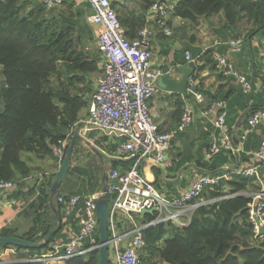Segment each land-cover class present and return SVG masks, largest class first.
I'll return each mask as SVG.
<instances>
[{
	"label": "trees",
	"instance_id": "16d2710c",
	"mask_svg": "<svg viewBox=\"0 0 264 264\" xmlns=\"http://www.w3.org/2000/svg\"><path fill=\"white\" fill-rule=\"evenodd\" d=\"M136 1L139 12H130L122 17L115 10L128 38L135 37L145 27L144 14L155 0ZM85 8L84 4L76 6L73 0H62L60 6L49 10L35 0H0V73L3 81L0 89V179L19 185V181L31 173L30 155L57 161L52 149L60 146L67 131L79 120V113L83 109H86L84 116L87 113V97L94 91L90 77L101 71L98 67L99 52L89 55L85 50L86 40L94 39L93 30L85 20ZM219 12L222 13L223 23L216 33L222 41L227 33L238 31L237 24L242 18L252 24L243 38L245 48H249L253 56V49L259 50L260 46L258 43L252 48L251 41L253 38L259 41L264 38V0H178L172 15L183 20L181 27L185 29L195 24L198 18L208 19ZM159 35L163 36L160 30ZM189 41L194 42V39L189 38ZM185 52L183 48L173 52V65L184 64L180 55ZM195 63L190 66L198 72L195 77L198 90L204 95L206 104L213 101L226 103L228 125L236 121L238 127L242 121L245 124L252 112L264 106L263 89L244 93L231 76L221 73L215 75L216 87L213 90L204 89L200 73L204 69L215 71L212 50L207 49L200 54ZM253 69L252 75L264 87V73L258 71L254 63ZM226 83L229 85L225 88ZM170 98L174 108L171 126L174 130L180 124L182 109L190 96L183 99L179 94L172 93ZM230 131L233 129L230 128ZM259 131V134H251L243 143L241 154L219 152L209 161L202 158L194 161V167L208 175L228 174L230 177H221L216 186L202 190L205 199L213 201L196 207L187 226L171 228V238L159 242L167 231L163 223L144 229L145 248L141 264H155L152 261L154 257L167 264H264V235L253 234L248 215L247 205L252 197L237 195L246 192L249 186L254 187L255 179L236 175L230 170L234 163H237V167L245 162L250 164V152L257 148L263 136L260 128ZM237 142L233 137L235 146ZM114 150V146L108 148V151ZM22 154L27 155V160L21 158ZM235 156L238 158L235 159ZM187 158L178 159L174 171ZM110 161L111 168L119 166L118 160ZM152 171L158 178V169L153 168ZM54 174L47 178L43 175L33 193L35 202L29 206L32 209L30 227L23 233L10 226L2 227L0 237H18L40 243L56 226L55 214L49 204V187ZM260 180L264 182V170H260ZM153 183L157 187V180ZM88 190L93 193L98 189L93 185ZM52 204L60 215V228L49 242L60 241L67 232L77 231L76 218L62 222L59 206L53 197ZM145 217L150 221L154 215L147 214ZM47 244L41 248L9 245H0V248L13 249L31 257L46 250ZM6 259L7 254L0 260ZM62 264L100 262L97 251H92L85 256L72 257Z\"/></svg>",
	"mask_w": 264,
	"mask_h": 264
},
{
	"label": "built area",
	"instance_id": "2783aa9c",
	"mask_svg": "<svg viewBox=\"0 0 264 264\" xmlns=\"http://www.w3.org/2000/svg\"><path fill=\"white\" fill-rule=\"evenodd\" d=\"M47 10L61 5L62 0H35ZM76 5L84 4L89 11L86 23L93 30L97 50L100 54L95 89L88 102L86 115L79 119L65 134L59 147L53 153L60 165L64 150L77 132L83 143H98L104 148L100 152L108 159L118 160L119 166L103 169L104 185L97 191L87 194L53 195L65 221L76 218L77 231L60 241L47 244L40 254L28 257L25 262L32 264H55L72 257L85 256L99 248L95 199L105 194L107 197V253L110 264H141L145 242L143 230L163 223L165 228H183L188 225L196 207L204 203L196 202L205 187L218 184L221 177L203 174L176 195L160 191L153 180L145 174L149 167L161 165L170 147L173 134L188 128L195 119V108L210 122L207 146L203 160L209 161L219 152L237 153L233 143L235 125L227 124V107L223 101L206 104L204 95L198 90L195 77L198 72L192 69L187 78L186 91L191 101L185 102L180 124L170 132H162L154 123L149 110V101L154 94H164L155 82L163 73L153 69L150 50L151 30L142 28L135 37L125 36L124 29L117 19L111 0H73ZM174 0H155L150 7L154 12V24L165 36L172 34L168 21ZM230 53H241L245 49L243 36L233 37L223 43ZM258 54L264 62V38L259 41ZM186 62L196 65L186 51ZM191 67V66H190ZM215 70L223 76H231L242 92H256L261 87L251 84L247 77L235 70L233 63L225 56L215 59ZM264 90V89H263ZM263 131L254 151L255 163L237 167L231 173L242 177L260 179L264 170V106L252 112L240 133V144L257 129ZM93 134L92 138L90 136ZM101 146V147H102ZM115 147L114 151L108 148ZM105 191H102V188ZM16 189L15 182L0 179V197L9 198ZM229 196V195H227ZM251 196V195H250ZM226 197V196H225ZM213 200H208L206 203ZM264 192L256 193L248 203V215L255 236H261L264 229ZM154 208V218L146 220L143 209ZM135 218L140 219L139 222Z\"/></svg>",
	"mask_w": 264,
	"mask_h": 264
},
{
	"label": "crops",
	"instance_id": "0c3cea01",
	"mask_svg": "<svg viewBox=\"0 0 264 264\" xmlns=\"http://www.w3.org/2000/svg\"><path fill=\"white\" fill-rule=\"evenodd\" d=\"M174 1L177 2L178 0ZM111 2L116 12L121 14L122 17L128 16L130 12L140 11L136 0H111ZM88 14L89 11L85 8V17ZM144 21L146 22L145 27L151 30L150 50L152 53L153 69L160 71L163 74L169 72L173 79H179L181 77L180 67L190 66V64L186 62L184 54H181L180 59L184 62V64L173 65L171 62L173 59V52L181 50L184 43H190L201 47V54H203L207 49L212 50L214 59L218 56L227 57L233 63L235 70L243 73L246 77L251 78V84L264 89V87L261 86L260 81L255 79V76L252 75L254 73L253 63L258 71L264 73V63L259 57L258 50L253 49V56H251L249 48L248 50L245 48L241 53L234 54L230 53L227 46L223 44L235 36H243L249 29L252 28V24L248 23L245 18H242L238 22V31L236 33H227V37L223 41L216 33L223 23V16L221 12L209 17L208 19L198 18L195 24L189 25L185 29L181 27L184 25L183 20L171 14L168 24L172 31V37L165 36L164 34L163 36L159 35L160 29L154 24V12L152 10L149 9L144 14ZM189 38L194 39V42H190ZM258 43V38H253L251 41V47L254 48V46L258 45ZM216 74H218L216 70L209 72L208 69H204L200 73L204 89L213 90L216 87ZM255 74H257V72ZM97 77L95 79V84ZM228 85L229 83H226L224 87L226 88ZM235 85L237 84L235 83ZM170 97L171 94L166 92H164L163 95L157 93L154 94L148 104L151 116L158 129L166 130L167 132H170L173 129L171 126L174 108L172 107ZM190 101L191 98L186 100V102ZM236 123L234 124L235 129L232 132L234 133V131H236L234 138L238 140L237 145L235 146V148H237V153H233L237 155L238 153L241 154L243 152V144H240L239 138L244 125H240L238 127V121H236ZM210 127V122L200 115V108L196 107L195 119L192 125L185 130L178 132V134L173 135L170 147L165 155L164 162L161 165L149 167L148 170L146 169L145 174L147 177L153 180V182L160 179L161 184L171 185L169 187H163L162 191L168 194L176 195L193 182L194 179L205 174V171H200V169H196L194 167V161L202 158L203 156V152L208 141V136L205 135V129H210ZM259 133L260 131L257 129L254 133H252V135ZM98 146H100L101 149L104 148L102 145ZM100 148L99 151L101 150ZM254 151L250 152L252 154L250 164L255 163ZM100 156L102 158L104 155L100 152ZM184 157H188L185 163L174 171L173 168L175 167L178 159H182ZM236 157L237 156H235V159ZM100 161L103 166V160ZM250 164H246L245 162L240 164V167H245ZM75 165L76 163L73 162L71 167ZM233 166L231 168H233ZM58 167L59 165L55 161L53 164V170H51L50 174L55 173ZM153 168L158 169V178H155L152 171ZM224 168L227 167L225 166ZM40 181L41 174L33 173L31 168L30 175L19 181V185L16 186V189L9 198L4 199L0 197V229L2 227L10 226L17 229L18 233H23L30 227L32 209H29V206L35 202V195L33 193L36 191L37 185ZM253 184L254 187L250 186L247 188L246 192H242L240 194L253 196L256 193L264 192L263 181L257 179L253 181ZM209 203L210 202L207 204ZM74 232L76 231H70L69 235ZM10 252L11 254L9 257H11V259L8 257L6 260H0V264H5L7 262L25 263L28 258V256L25 258H16L19 253L22 254L23 252H17L13 249H10Z\"/></svg>",
	"mask_w": 264,
	"mask_h": 264
},
{
	"label": "water",
	"instance_id": "95a60500",
	"mask_svg": "<svg viewBox=\"0 0 264 264\" xmlns=\"http://www.w3.org/2000/svg\"><path fill=\"white\" fill-rule=\"evenodd\" d=\"M183 48L190 54L192 59H196L202 52V48L197 45H192L190 43H184ZM181 77L179 79H173L169 72H166L158 77L155 84L157 87L162 89L164 92L172 94H179L183 99L187 98V78L191 74L192 69L190 66H181ZM237 124V123H236ZM75 141H80V138L76 131L73 133V137L70 140V143L65 149V153L63 159L60 162L58 169L54 174V178L49 187V204L51 209L54 211L56 218V226L48 233V235L42 240L40 243H31L26 240L20 239L18 237H0V245H9V246H19L22 248H41L44 247L53 237L54 233H56L60 228V215L52 204V197L57 192V189L65 176V174L69 171L72 162H75L79 157V152L71 158L72 147ZM90 150L98 156L101 160L100 152L90 146ZM237 163L231 168V170H235ZM180 173V172H179ZM105 175L101 176V185H104ZM102 191H105V188H102ZM242 195V194H237ZM96 206V217H97V231H98V242L99 248L97 249V253L99 256L100 264H109L108 253H107V197L105 194L98 196L95 199ZM154 208L151 209H143L141 210V214H152ZM259 232L264 234V229L262 227L259 228Z\"/></svg>",
	"mask_w": 264,
	"mask_h": 264
},
{
	"label": "rangeland",
	"instance_id": "374dc122",
	"mask_svg": "<svg viewBox=\"0 0 264 264\" xmlns=\"http://www.w3.org/2000/svg\"><path fill=\"white\" fill-rule=\"evenodd\" d=\"M85 44H86L85 50L89 55H95L98 53L95 39H93L92 41L86 40ZM99 74L100 73H96V74L92 75V77H90L93 90L95 88V79ZM247 79L250 83H252L251 78L247 77ZM2 85H3L2 75L0 73V89H1ZM91 94L88 95V97H87L88 99L90 98ZM85 112H86V109H83L79 113V119L82 116H84ZM74 125L75 124H73L72 126H74ZM240 125L241 126L244 125V121H242ZM92 136H93V134L90 136V138H92ZM79 143H80L79 141H75L74 146L72 148L71 158H73L78 153L77 151H79ZM98 145H99L98 143H93V145L89 144L88 142L83 143V149H82L83 154H82V156L80 158H78V160L75 161L76 165L73 166L63 177V179H62V181H61V183L57 189V194H66V195H69V194H87V193H90L88 189L91 188L93 185H95V189H99V187H100L99 184L101 182V176L103 173V169H105V170L111 169V161H110V159L103 156L102 157L103 166H102L101 161L98 158V156H96V154H94L90 150V146H91V147L96 148L99 151L100 146H98ZM29 157H30L29 158V162H30L29 165L32 168L33 173H36V174L39 173V174H41V177L43 175L44 176L46 175V178H47V176L50 175L51 170H53V164L55 163V161L50 159L49 157L39 158V157H36L34 155H30ZM21 158L24 160H27V155L22 154ZM202 160H203V156H202ZM157 183H158L157 188L160 191H162L163 187L168 186L166 184H161L160 179L157 180ZM248 196H250V195H248ZM207 201L208 200L205 199V195H203V194H201L199 199H196L197 203L202 202V203H204L203 205H206ZM135 219L137 222L140 221V219H138V218H135ZM64 221L65 220L62 217V222H64ZM172 235H173V231L171 230V228H168L165 235L160 239L159 242H162L164 239L171 238ZM5 254H7V257H9V255L11 254L10 249L0 248V259H2L5 256ZM25 257H26L25 253H22V254L19 253V255L16 258H25ZM9 259H11V257H9ZM152 261L155 262V264H166L156 257L152 258ZM61 263L62 262H56L55 264H61Z\"/></svg>",
	"mask_w": 264,
	"mask_h": 264
},
{
	"label": "flooded vegetation",
	"instance_id": "af4514ba",
	"mask_svg": "<svg viewBox=\"0 0 264 264\" xmlns=\"http://www.w3.org/2000/svg\"><path fill=\"white\" fill-rule=\"evenodd\" d=\"M80 143H79V151H77V152H79V157L78 158H80L81 156H82V154H83V145L81 144V141H79Z\"/></svg>",
	"mask_w": 264,
	"mask_h": 264
}]
</instances>
